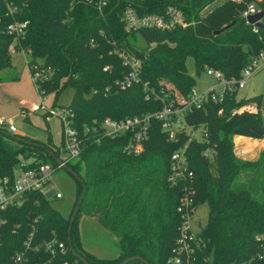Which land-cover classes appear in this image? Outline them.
I'll list each match as a JSON object with an SVG mask.
<instances>
[{
    "label": "trees",
    "instance_id": "trees-1",
    "mask_svg": "<svg viewBox=\"0 0 264 264\" xmlns=\"http://www.w3.org/2000/svg\"><path fill=\"white\" fill-rule=\"evenodd\" d=\"M218 1L110 0L100 13L85 0H0V71L10 68L8 47L14 43L16 49L30 52L27 65L31 77L39 74L34 85L41 97L49 93L57 97L72 89L65 107L81 143L79 157L63 159L66 167H58L55 157L60 158V150L49 138L41 142L20 136L30 141L26 143L0 129V176L12 178L24 161L22 156L31 158L26 161L29 167L47 162L63 169L75 185L67 212L36 192H30L19 206L8 207L0 264H8L10 255L23 248L31 229L34 239L56 236L64 242L66 254L40 263H35L33 255L25 264H61L64 258L85 264L72 254L67 238L82 184L84 193L71 224L70 241L88 263L119 264L127 256L140 255L150 264H166L183 220L184 209L179 206L185 186L167 181L169 159L188 133L182 129L176 140H167L160 121L152 119L143 151L129 154L123 150L125 136L107 137L100 124L105 117L120 119L160 109L173 91L186 95L195 84L186 69L188 57L193 59L196 74L212 67L226 78L239 77L241 68L264 50V17L254 33L240 13L252 1L264 9V0ZM6 3L11 4V12ZM126 4L139 13H163L172 5L181 10L187 25L127 33L121 21ZM12 21L27 22L23 36L16 38L7 32ZM117 49L140 61V81L124 90L112 86L128 71ZM108 86L110 92L105 93ZM152 91L158 98L145 97ZM246 99L233 91L220 103H205L184 117L188 125L207 131L206 139L193 140L187 148L193 173L189 184L192 203L206 202L208 206L206 224L196 231L201 242L194 256L198 263L264 264V148L255 159H240L232 152L234 135L260 138L264 134L256 115H230ZM210 145L216 153L205 158L201 151ZM31 212L36 221L34 214L29 216ZM81 215L95 218L117 237L114 256H98L83 247L78 226ZM123 264L145 263L132 259Z\"/></svg>",
    "mask_w": 264,
    "mask_h": 264
},
{
    "label": "built area",
    "instance_id": "built-area-1",
    "mask_svg": "<svg viewBox=\"0 0 264 264\" xmlns=\"http://www.w3.org/2000/svg\"><path fill=\"white\" fill-rule=\"evenodd\" d=\"M87 3L93 4L96 9L102 13L103 9L109 4L110 0H85ZM239 1V0H236ZM9 12L12 11L11 4L6 3ZM262 8L256 1L247 4L245 9L240 13L245 24L251 26L254 33L263 23V18L255 21L253 24L248 23V17L257 14ZM121 21L123 29L127 33L137 32L140 29H160L169 30L177 26H186L183 14L180 9L168 5L163 13H139L136 8L130 4H126L122 9ZM26 21H12L6 27L7 32L14 37L23 36L25 33ZM11 53L21 52L29 55V51L23 48L16 49L14 43L8 47ZM118 56L122 60V64L128 68L123 77L114 80L112 86L117 90L129 88L134 83L140 81L139 78V59L124 50H116ZM264 67V50L253 57L246 65H244L239 73L238 78H226L222 71L206 67L204 72L213 79V84L204 91L197 90L194 86L190 88L186 95L173 91L166 95L168 101H164L161 108L153 112L143 113L140 115L128 116L120 119L105 117L100 124L103 135L115 138L117 136H125V144L123 150L129 154H139L143 151L145 142L149 137V127L152 119L159 120L162 130L166 133L167 140L174 141L177 139V132L185 130L188 133L186 141L170 155L169 174L167 181L174 186L182 184L184 186V194L181 196V205L179 209H184L182 214L183 220L180 225L179 233L175 239L171 254L166 259V264H203L194 260L197 248L201 246V242L197 237L196 231L192 225V213L196 206L192 203V190L189 188L190 182L193 180V173L189 168L187 148L193 140L202 141L207 138V131L202 126H191L185 122V115L196 109L204 107L205 103H220L227 93L236 92L245 87L246 80L254 73ZM108 67H104L106 70ZM33 82L38 80L39 74L33 75ZM143 88L146 90L147 85L144 83ZM105 93L110 92V87L105 88ZM150 96L158 98V95L152 91L146 93V98ZM245 98V97H242ZM41 105H35L33 111L39 110ZM46 114L57 116L63 126V146L67 154L65 160L77 159L81 152V143L77 137V131L71 127L70 110L64 108H45ZM248 113L256 115L262 123L264 130V93L257 94L247 98L238 106L233 107L230 115ZM221 114V109L218 110ZM0 129L10 134L17 133V127L12 119L0 117ZM199 130V135L196 131ZM89 131V130H87ZM249 138L241 135H234L232 138V152L235 157L240 159H248L247 155L251 153L255 147L264 148V134L260 138H256L258 144L254 147H247L238 142L240 139ZM238 142V143H237ZM216 151L213 146H206L201 154L205 158H212ZM64 163V161L62 159ZM62 165L58 164V167ZM55 169L50 163H39L35 166H27L26 161L15 169L14 176H0V239L4 231L6 223V210L11 206H19L25 200H28L30 192H36L43 195L46 199L62 198V193L57 191L53 185V176ZM53 189L54 193L47 198L46 193ZM33 221L37 220V216L33 215ZM66 246L63 241L56 236L44 239H34V229H31L23 240V248L16 250L10 255L8 264H25L31 256L36 257L35 263L52 260L56 255H65ZM206 260V257H203ZM32 264V263H31ZM61 264H75L64 258Z\"/></svg>",
    "mask_w": 264,
    "mask_h": 264
},
{
    "label": "rangeland",
    "instance_id": "rangeland-1",
    "mask_svg": "<svg viewBox=\"0 0 264 264\" xmlns=\"http://www.w3.org/2000/svg\"><path fill=\"white\" fill-rule=\"evenodd\" d=\"M220 2L221 0L218 1V3ZM8 53L10 57L12 56V62L17 70L7 68L0 71V117L12 119L16 124L17 134L20 136L38 141H47L49 138L52 145L60 150V158L66 159L67 154L62 144V123L57 116L46 115L42 107L51 108L54 105V108H64L70 103L72 89H65L57 97L53 93L42 97L39 96L35 89L33 78L30 76L26 66L29 55L21 52L11 53L9 50ZM186 69L188 74L194 79V87L197 90L204 91L213 84V79L206 75L204 71L196 74L191 57L186 59ZM16 75H18L17 79L13 78ZM260 93H264V67L246 80L245 87L238 91V98H250ZM32 103L41 105L38 112H31L33 111L31 110ZM25 114H28L30 120L26 119ZM199 134V130L196 131V135L198 136ZM238 142L249 148L258 144L257 139L251 137L240 139ZM260 151V146L255 147L247 155V158H257ZM30 159V157L24 158L21 156V160L27 161ZM53 185L57 191L62 193V198H53L51 199L52 203L62 211L67 212L75 196V185L72 179L63 169H57L54 172ZM207 218V203H198L192 213L191 221L193 227L199 229L204 226ZM78 226L82 245L87 250L102 257L114 256L117 253V237L100 225L93 217L81 215Z\"/></svg>",
    "mask_w": 264,
    "mask_h": 264
},
{
    "label": "water",
    "instance_id": "water-1",
    "mask_svg": "<svg viewBox=\"0 0 264 264\" xmlns=\"http://www.w3.org/2000/svg\"><path fill=\"white\" fill-rule=\"evenodd\" d=\"M263 17H264V9H262L260 12H258V13L255 14V15L249 16L247 20H248V23H249V24H253L255 21L260 20V19H262ZM10 137H11V138H14V139L17 140V141H24V142H26V143H30L29 140H25V139H23L22 137L17 136V135H14V134H10ZM55 162H56L57 164H59V165H62V167H66V163H64V162L62 161L61 158H57V157H55ZM67 169H68L69 171H71L69 168H67ZM72 174L76 177L75 173H72ZM79 181H80L81 184H82V181H81L80 179H79ZM53 191H54L53 189L49 190V191L46 193V197L49 198V197L54 193ZM83 193H84V186H83V184H82V191H81V194H80V196H79V199L77 200V203L75 204V206H74V208H73V210H72V213H71V216H70V219H69V226H68V229H67V233H68L67 238H68L69 247H70V249H71V251H72V254H73L74 256H76L78 259H80L83 263H85V264H90V263L87 262V260L85 259V257H84L83 255H81L79 252H77V251L73 248V246L71 245V241H70V228H71V224H72V222H73V220H74V217H75V214H76V212H77V209H78L79 203H80V201L82 200ZM33 214H35V213H34V212H31V213L29 214V216H32ZM132 259H139V260H141L142 262H144L145 264H150L146 259H144V258L141 257L140 255H131V256H127V257L123 258V259L120 261L119 264H123V263H125V262H127V261H129V260H132Z\"/></svg>",
    "mask_w": 264,
    "mask_h": 264
},
{
    "label": "crops",
    "instance_id": "crops-1",
    "mask_svg": "<svg viewBox=\"0 0 264 264\" xmlns=\"http://www.w3.org/2000/svg\"><path fill=\"white\" fill-rule=\"evenodd\" d=\"M12 57V56H11ZM26 66H27V68H28V65H27V61H26ZM16 69V67H15V65L13 64V62H12V59H11V66H10V68L9 69ZM17 70V69H16ZM28 71H29V68H28ZM21 73V72H20ZM29 73H30V71H29ZM31 76V75H30ZM20 77H21V74H20ZM35 86V85H34ZM36 89V88H35ZM39 95V94H38ZM40 96V95H39ZM36 105V103H32V106H31V108L33 109L34 108V106ZM31 109V110H32ZM39 110H36V111H31V112H33V113H36V112H38ZM27 112V111H26ZM29 114V113H28ZM28 114H25L26 115V119H28V120H30V118H29V116H28ZM31 114V113H30ZM45 114H46V112H45ZM47 115V114H46ZM15 135H18L17 133L15 134ZM20 136V135H19ZM41 141V140H40ZM41 142H46V141H41ZM91 217V216H90ZM95 219V218H94Z\"/></svg>",
    "mask_w": 264,
    "mask_h": 264
}]
</instances>
